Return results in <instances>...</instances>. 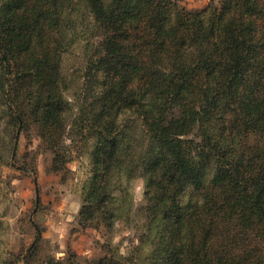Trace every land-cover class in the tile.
Returning a JSON list of instances; mask_svg holds the SVG:
<instances>
[{"label": "trees", "instance_id": "16d2710c", "mask_svg": "<svg viewBox=\"0 0 264 264\" xmlns=\"http://www.w3.org/2000/svg\"><path fill=\"white\" fill-rule=\"evenodd\" d=\"M81 12L99 34L78 93L75 126L94 137L79 217L110 225L122 176H140L149 231L162 226L149 264H264V0L201 9L175 0H0V95L15 105L17 124L32 114L55 170L70 126L60 34ZM126 112L147 130L121 124Z\"/></svg>", "mask_w": 264, "mask_h": 264}, {"label": "rangeland", "instance_id": "374dc122", "mask_svg": "<svg viewBox=\"0 0 264 264\" xmlns=\"http://www.w3.org/2000/svg\"><path fill=\"white\" fill-rule=\"evenodd\" d=\"M175 1L189 9H201L212 0ZM85 19L83 12L78 13L74 24L60 34L64 44L60 60L63 97L71 131L65 128L67 157L59 170L53 166L55 154L41 138L32 114L28 113L23 126L17 124L12 118L15 105L0 95V264H92L113 253H119L124 264H149L153 242L162 228L152 226L149 231L144 213L145 180L140 176H122L125 192L117 195L119 210L110 225L100 216L79 217L93 178L94 137L75 126L83 103L78 93L91 53L88 43L99 34L92 24L85 26ZM66 38L71 39L67 45ZM131 117L135 119L126 112L121 124L147 130L138 124L140 120L130 121ZM35 226L40 231L38 240Z\"/></svg>", "mask_w": 264, "mask_h": 264}]
</instances>
